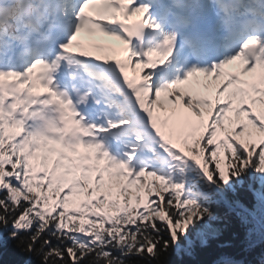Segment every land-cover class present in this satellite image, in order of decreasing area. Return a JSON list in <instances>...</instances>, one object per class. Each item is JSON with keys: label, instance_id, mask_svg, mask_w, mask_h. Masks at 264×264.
I'll return each mask as SVG.
<instances>
[{"label": "snow or ice", "instance_id": "6c2138e0", "mask_svg": "<svg viewBox=\"0 0 264 264\" xmlns=\"http://www.w3.org/2000/svg\"><path fill=\"white\" fill-rule=\"evenodd\" d=\"M173 253L264 264V0H0V264Z\"/></svg>", "mask_w": 264, "mask_h": 264}, {"label": "trees", "instance_id": "16d2710c", "mask_svg": "<svg viewBox=\"0 0 264 264\" xmlns=\"http://www.w3.org/2000/svg\"><path fill=\"white\" fill-rule=\"evenodd\" d=\"M257 256L259 255V250L257 251ZM19 257H14L13 255H9L8 259H18ZM209 259L207 254L201 253L198 256H196L195 258H188L185 257L183 259V261H181L180 259H178V257L173 253L171 256V264H195L196 261H205Z\"/></svg>", "mask_w": 264, "mask_h": 264}]
</instances>
